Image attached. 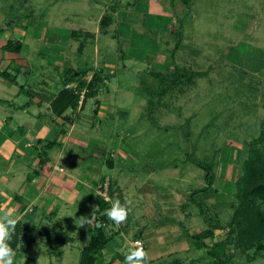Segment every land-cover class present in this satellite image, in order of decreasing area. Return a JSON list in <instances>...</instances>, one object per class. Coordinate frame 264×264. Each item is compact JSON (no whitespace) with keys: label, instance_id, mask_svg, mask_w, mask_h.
Wrapping results in <instances>:
<instances>
[{"label":"rangeland","instance_id":"1","mask_svg":"<svg viewBox=\"0 0 264 264\" xmlns=\"http://www.w3.org/2000/svg\"><path fill=\"white\" fill-rule=\"evenodd\" d=\"M24 1L0 0L1 44L11 40L40 49L41 42L17 38L23 18L31 15L40 18V32L56 30L60 41L67 39L70 44L62 51L43 50L44 58L31 53L22 57V64L27 59L33 65L32 72L25 74L23 69L17 75L11 66L9 72L17 75L18 84L3 86L2 90L14 94L24 86L56 94L64 86V77L54 66L58 55L76 71L107 77L106 83L99 77L100 83L81 91L80 105H85V111L78 112L76 119L88 129L94 125L89 134L108 144L98 158L103 162L104 175L114 182H103L108 181L109 194L116 183L129 210L125 223L105 227L112 242L110 250L104 251L103 264H124L125 259H110L119 250L125 258L137 240L148 253L145 264H221L214 252L225 264H264L261 201L257 204L260 212L243 215L233 228L232 245L222 251L215 248L230 233L233 214L240 205L237 181L250 154L249 143L264 135V0H170L167 7L174 18L139 36L144 42L140 51L133 44L114 41L113 35L96 43L92 38L72 40L66 31L69 25L95 30L111 0H101V5L95 0ZM120 1L128 5L137 0ZM116 3L114 0L113 5ZM170 23H175L180 35L171 33ZM162 60L164 65V61L159 62ZM172 66L178 72L168 75ZM5 69L0 60V70ZM152 72L163 76L157 78ZM85 80L90 83V78ZM94 88L109 115L103 119L102 130L92 117L98 99L85 97L92 95ZM0 96L7 95L0 91ZM26 98L23 94L16 102H26ZM53 127L63 133L60 126ZM75 137L88 138L79 132ZM119 149L129 159H121ZM253 149L258 156L260 184L264 185V142ZM51 152H66L65 160L71 154H77L78 160L95 159L93 152L74 144L57 143ZM107 160L114 166L107 165ZM209 171L211 186L207 184ZM93 206L94 197L86 190L69 213L60 214L61 220L38 223L74 242L50 252L44 239H37L21 263L15 264H37L40 257L42 264H80L81 251L91 235L90 225L81 226L80 218L89 216ZM205 219L222 229L215 231L214 239L206 240V247L197 248L194 236L208 229Z\"/></svg>","mask_w":264,"mask_h":264},{"label":"crops","instance_id":"2","mask_svg":"<svg viewBox=\"0 0 264 264\" xmlns=\"http://www.w3.org/2000/svg\"><path fill=\"white\" fill-rule=\"evenodd\" d=\"M113 1L111 0V3L106 4L104 7L105 11H102L95 30H88L82 25L77 27L69 25V29L66 31L70 32L72 40L73 38L77 41L79 38L85 40L92 38L96 43L97 40L100 43L101 38L113 35L114 41H121L123 44H133L139 49L136 50L140 51L144 42L138 39L139 36H144L147 32L149 33L151 28L156 29L160 27L162 23H166L165 19L169 21L174 18V14L167 7L170 0H137L128 5L123 4L120 0H117L116 5H113ZM24 2L27 4L28 0ZM94 2L100 5L102 3L101 0H95ZM21 25L23 29L17 28V38L25 40L27 38L29 42H41L42 45L39 44L40 49H38L37 46L36 48H31V45L24 46L22 43V48L24 46L23 52L21 48L18 53H12L3 52L4 50L2 49V51L1 48L6 44L0 43V60L6 64V69L0 70V72L7 71L14 79V81H10L0 76V91L11 98V104H9L10 101H8L7 96L6 98L0 96V210H3V212L13 210L14 215L20 217L15 227V232L8 241L9 245L16 252L15 261L19 263H21L23 255H27L37 239L43 238L50 252L56 246L68 245L74 242L73 238L66 235V237L70 238L66 244L54 242L52 240L53 237L63 235L64 233L53 232L39 225L55 219L61 220L62 215L60 214L69 213L77 204L83 191L86 190L94 197L95 212L99 211L100 196L98 195V188L104 183L103 181H113L112 178L104 175L103 162L98 158V156H101V149H106L108 144L99 137H93L89 134L90 131L94 130V125H92V129H88L86 128L87 126L76 120L79 118V114L77 115V113L85 111V105L82 107L83 104L80 105L79 102L76 109L68 108L62 112L58 111L56 101L61 91L66 89L65 85L56 94H51L37 88L35 90L27 89L24 86H21L20 90L14 92V94L1 89L3 86H9V84L11 86L18 84L17 75H20L23 69L26 70L25 74L32 72L33 65L27 59L22 64V57H29L32 54L37 56L38 59L44 58L46 56L43 54V50L56 51L60 49L62 51L64 47H68L70 44L67 39L60 41L61 37L56 33V30L55 33L48 32L47 29L40 32L41 20L33 15L23 18ZM169 30L172 34H181L176 29L175 23L169 24ZM81 44L82 46L78 48L80 52L83 51V44L85 42ZM163 61L159 62L163 63ZM164 64L165 61L161 65ZM56 65L60 69L58 70L60 71V75L64 77L63 80L72 71L78 70L68 64L67 61L65 62L60 55L56 56L54 66L56 67ZM108 66L111 67L110 65ZM175 68L177 67L172 66V70L169 69L170 74L168 73V75H173ZM9 69L16 71L17 75L9 72ZM151 74L157 78L162 75L161 73L153 72ZM93 75L90 76L88 74L85 78H90V81H94ZM99 77H101V73ZM101 78L103 79L102 83H106L107 77ZM100 81L101 79L97 80L96 84L100 83ZM96 88H94L92 95L85 94V97L98 99L99 93ZM23 94H26L29 100L26 102L23 100L22 102H16ZM6 105L10 111H8ZM92 112L94 114L92 115L94 123L99 126V130H102L103 123L105 122L103 119H109L108 113L106 114L107 105L102 104L98 99L97 108L92 110ZM1 114H4V116L2 117ZM111 119L114 120L113 117ZM55 125L63 129L61 130L63 131L62 134H64L63 137L59 135L60 128L58 130L53 127ZM78 132L88 138H85V141L82 137L76 138L75 134L77 133L78 136ZM50 139L55 140L58 144L63 143L65 146L67 144H74L81 149L93 152L95 159H82L79 157L78 160L77 154L70 155L67 153L71 157L69 160H65L64 156L66 152L53 155L51 154L52 148L47 151V156L41 160L39 155L44 150L47 141H51ZM118 151L121 159H129V156L121 149ZM73 152L75 153L76 150H73ZM53 156L56 158V161L52 160ZM106 163L109 166H114L112 160H107ZM84 167L86 169H83ZM87 173L91 177L86 176L88 175ZM92 175H96V178L95 176L92 177ZM28 177L31 178L29 181ZM112 186L113 190L109 194L111 199L110 207H112V203L116 199H119L121 204L125 205L123 193L116 186V183L112 184ZM3 212L0 211V216L3 215ZM30 218L32 221L29 220ZM23 222H27L28 224ZM93 222L90 226L93 225ZM111 224L114 223L112 222ZM29 225L32 227L36 226L39 230H44L46 233L42 236H37L31 246L24 251L21 249L22 241L18 238L22 237L21 229L30 227ZM113 234L116 233L113 232ZM48 242L52 245L48 244ZM109 250L110 246L105 252ZM122 251L119 250L110 260L123 261ZM82 252L83 249L81 255ZM57 254L60 257L62 256V253Z\"/></svg>","mask_w":264,"mask_h":264},{"label":"trees","instance_id":"3","mask_svg":"<svg viewBox=\"0 0 264 264\" xmlns=\"http://www.w3.org/2000/svg\"><path fill=\"white\" fill-rule=\"evenodd\" d=\"M189 0L185 2L188 3ZM22 48V43L18 41H8L6 45L3 47V50L6 52L18 53ZM178 72V68H175L174 74ZM88 70L85 71H72L67 78L64 80V85L66 87L75 84L76 87L71 89H63L56 101V106H58V111L62 112L68 108L76 109L79 105L80 98H81V91L86 87H92L97 83L99 80V73H95L94 81H90L88 83L84 78L87 76ZM173 74V75H174ZM0 76L14 81L12 76L7 72L3 71L0 72ZM163 76V75H162ZM168 83V82H167ZM165 84V83H164ZM166 89L163 88L162 93L165 94L167 92ZM61 107V108H59ZM57 108V107H56ZM57 110V109H56ZM59 112V113H60ZM62 132L59 133L61 135ZM58 135V136H59ZM264 142V135H262L259 139L254 142L249 143L250 146V154L247 161L243 167V175L237 181V198L240 200V205L235 209V212L232 217V221L230 224V233L228 234L227 238L222 242L217 243L215 246L217 250H223L229 245L233 243V234H234V227L241 219L243 215H248L249 213L256 211V213L260 212L259 207L257 208V204L261 201L264 204V185L260 184V177L258 172V156L256 151L253 149L257 144ZM56 141L51 140L47 141L44 150L41 151L39 157L43 160L44 157L47 156V151L51 150L56 146ZM202 166L201 164H198ZM211 172L207 175V184L211 186ZM30 179V178H29ZM28 179V180H29ZM209 187V186H208ZM100 208L99 211L95 212V220L93 225L90 226L89 231L91 233L88 244L83 248V252L80 259V264H103V255L104 251L111 245L112 237L108 236L105 232V227L110 225L112 221H110L107 216L104 214L106 210L110 209V203L105 202L101 197L99 200ZM206 223L208 224V229L196 234L194 236L195 239V246L197 248H204L206 247V240L214 239L215 231L222 229L221 227L213 226L207 219H205ZM97 225H100L97 227ZM46 232L44 230H39L36 226L30 228H24L22 230V237L18 238L22 241V250H27L31 244L34 242L37 236H42ZM70 238L58 235L53 237L52 240L57 243L66 244ZM51 242V240H50ZM14 243V242H13ZM48 244H51L48 242ZM52 245V244H51ZM11 246V245H10ZM212 255L221 261V264H225L222 259L218 257L216 252L212 253ZM124 259V257H123ZM102 262V263H101ZM178 264V263H174ZM218 264V262H217Z\"/></svg>","mask_w":264,"mask_h":264},{"label":"clouds","instance_id":"4","mask_svg":"<svg viewBox=\"0 0 264 264\" xmlns=\"http://www.w3.org/2000/svg\"><path fill=\"white\" fill-rule=\"evenodd\" d=\"M127 204V202H126ZM122 205L119 199L112 203V207L105 211L107 218L116 226L125 223L128 217L127 206ZM95 206L93 211L87 217H81V226L90 225L95 220ZM20 217L15 216L13 210H8L0 216V264H15L16 252L9 245L8 241L15 232V227ZM100 225H97L99 227ZM148 253L142 246V241H134L125 253L124 264H145ZM37 264H42V257L38 258Z\"/></svg>","mask_w":264,"mask_h":264},{"label":"built area","instance_id":"5","mask_svg":"<svg viewBox=\"0 0 264 264\" xmlns=\"http://www.w3.org/2000/svg\"><path fill=\"white\" fill-rule=\"evenodd\" d=\"M83 96V95H82ZM81 96V97H82ZM98 195L107 203L111 202L110 196H109V183L104 182L103 184H101L98 188ZM143 246V244H142ZM144 248V246H143Z\"/></svg>","mask_w":264,"mask_h":264}]
</instances>
